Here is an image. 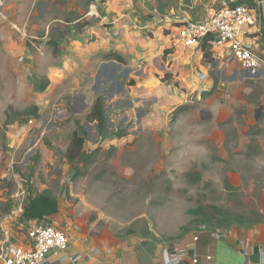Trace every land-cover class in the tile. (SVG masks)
<instances>
[{
    "label": "rangeland",
    "instance_id": "rangeland-1",
    "mask_svg": "<svg viewBox=\"0 0 264 264\" xmlns=\"http://www.w3.org/2000/svg\"><path fill=\"white\" fill-rule=\"evenodd\" d=\"M139 1L143 0H135V4L142 6ZM144 1L146 7L160 10H169L170 5L178 9L181 2ZM200 4L198 10L205 8ZM104 6L96 0H4L0 5V106H8L15 114L7 110L3 127L9 130L7 125L14 122L16 133H7V137L16 142L13 156L19 167L14 177L15 170L8 171L9 158L1 161L0 243L3 228L12 230L15 240L27 241L29 222L21 219L24 205L30 195L44 190L61 200V218L55 220H64L71 233L83 228L98 235H135L163 242L205 231L230 234L264 226V70L225 79L221 88L224 78L216 75L210 82L217 94H202L196 102L191 97L185 101L184 93L190 95L194 88L187 83L182 89L186 73L179 71V78L166 75L161 80L178 88H173L171 99L163 95L158 110L147 102H133L144 87L133 95H112L113 85L117 93L121 91V83L114 80L99 95L105 97L108 117L102 130L89 126L88 115L51 123V109L59 106L71 111L74 92L85 90L87 80L67 81L61 94L38 95L30 77L25 78V68H16L10 58L21 56L24 41L28 46H32L30 40L40 41L41 32L38 38L29 33L37 22L50 32L44 41L52 42L61 35L72 42L80 25L97 20L92 13H101ZM121 6V1H113L114 8ZM262 33L260 54L264 57V27ZM46 50L50 52V47ZM33 51L39 52L36 47ZM17 71L22 72L21 78L15 75ZM34 79L43 85L49 82L47 77ZM128 79L125 82L134 86L136 82ZM15 86L17 109L10 108ZM29 87L33 91L27 93ZM208 97L213 98L214 106L206 105ZM36 99L39 105H34ZM204 109L214 114L211 120L202 118ZM228 113L225 124H220ZM74 131L85 143L70 161L68 148ZM23 132L28 137L18 140ZM21 190L25 194L16 196Z\"/></svg>",
    "mask_w": 264,
    "mask_h": 264
},
{
    "label": "crops",
    "instance_id": "crops-1",
    "mask_svg": "<svg viewBox=\"0 0 264 264\" xmlns=\"http://www.w3.org/2000/svg\"><path fill=\"white\" fill-rule=\"evenodd\" d=\"M96 1L100 3L102 1L105 5L104 8L101 13H92L94 16L96 15V18L98 17L97 20L90 21L86 26L80 27V32L74 41L68 42L67 39H61L60 35L57 44L51 45L54 42L44 41L50 34L49 30L40 28L42 26L38 25L36 21L35 27L33 26L34 28L29 30V33L32 38H38V32H41L40 36L42 38L37 39L41 42L30 40L32 46H28L27 41H24L21 44L20 51L22 59L19 57V61L16 54H13L10 58L16 64V68H25V78L30 77L32 88L34 87V90L36 88L37 91L34 93L38 95L45 93L44 95L50 97L53 94H61V89L67 81H75L79 78L84 79V81L87 80L88 85L85 90L81 89L78 92H74L73 102L70 105L71 111L61 109L59 106L51 109L50 121L53 125L60 124L76 115H89L94 103L100 97V92L105 87L108 90L107 88L110 87V84H113L114 80L121 83V91L117 93L116 87L113 85L112 95L123 93L133 95L137 89H140L139 87H144L143 92L138 95V98L135 97L133 102H141V104L147 102L151 105V109L153 107V109L158 110L161 107L159 105L162 102L163 95L167 94L164 98L169 95L172 96L175 90L173 88L177 87L174 85L171 87L172 85L165 84L161 80L166 75L172 78H179L181 77L179 71L187 74L184 76V78L188 77L184 80V86L180 82L175 81L177 82L176 85L183 86L182 89L184 90L187 83L193 84V92L190 95L184 93L185 101L187 102L188 98L197 90L201 91V96L202 94L203 96H215L217 94L215 93L216 89L214 85L211 86L210 81L211 78L214 80L216 75L224 78L219 84V88H221L225 86V79L233 77L239 79L244 74L247 76L255 74L251 71L242 70L238 65L222 66L219 60L222 50L218 46L210 45V48L205 50L203 42L186 46L178 39L177 33L180 27L174 25L167 17L169 18V15L172 16L171 14L174 13L177 16H186L189 19L199 20L204 16L206 5L211 0L209 2L208 0H181L178 7L179 10L171 5L168 7L169 10H160L161 7L158 9L157 6L148 8L144 0L139 1L143 4L142 6H140V3H138L139 6L135 4V0H119L123 7L116 8L113 7L114 0ZM253 2L254 6H256V0H253ZM200 3L205 8L198 10L197 7L201 6ZM181 5L186 6L184 11ZM261 12L263 19L261 18ZM263 13L264 11H259L257 25L247 29V35L245 36L259 54L263 44ZM87 15L85 14L84 17L86 18ZM76 22L74 21V23ZM69 24H72V22H69ZM21 32L19 30L18 33ZM172 45H175V47ZM34 47L39 52L33 51ZM47 47H50V52L45 51ZM53 47L56 48L54 55L50 54L51 50H55ZM14 73L19 76L22 72L19 73L17 71ZM200 74L207 75V79L201 80ZM42 77H47L49 80L47 85H43L42 81L36 82L34 79H41ZM19 78L21 77L19 76ZM124 78H132L136 82L135 85L132 86V84L125 82ZM188 79L192 81H188ZM30 90L33 91L29 87L27 93ZM176 93H179L178 90ZM0 94H3L2 89H0ZM17 94L18 89L16 87L12 94L13 106L10 104V108L17 109L15 107L17 102L14 100V96ZM101 98L104 102L105 97L102 96ZM168 98L171 99V97ZM36 100L34 105H39L40 100ZM205 103L206 105L214 106L215 102L212 97H208L205 99ZM58 105L61 106V104ZM7 110L9 114L15 116L8 109V106L5 108L0 106V166L4 157L10 160L13 153H16L14 138L11 140L12 138L9 139L7 137V133L10 135L16 133V127L13 126L14 122L7 125L9 130L3 127L7 118L5 114ZM207 111L211 114V117L206 119L211 120L214 114L209 110ZM59 113H61V116ZM226 115V119L222 122L220 121V124H225L229 113ZM110 121L112 122L113 120ZM88 123L91 127H98L97 121H88ZM27 137L23 132L18 140ZM37 145L36 141L33 149ZM34 150L36 154V148ZM58 202L59 211L49 217L52 222H59L55 220L56 217L61 218V200L58 199ZM60 222H64V220L60 219ZM73 233L70 253L71 255H77L74 261L77 264H113L117 259L122 260L121 264H165L166 259L169 257L168 251L183 246L188 238L192 236L191 234L178 240L159 242L135 235L128 237L98 235L94 230L85 231L83 228L81 231ZM246 237L252 241V246L254 247L249 254L244 253V246L241 242ZM94 248L106 249L110 253L101 251L98 254H94ZM196 253L200 259L199 264H264V226L253 230L249 229V231L237 230L231 233L229 238L223 240L217 238L214 233L202 232L196 243ZM208 255L213 256L212 261L207 259ZM186 263H189V259L186 260ZM60 264H68V260Z\"/></svg>",
    "mask_w": 264,
    "mask_h": 264
},
{
    "label": "built area",
    "instance_id": "built-area-1",
    "mask_svg": "<svg viewBox=\"0 0 264 264\" xmlns=\"http://www.w3.org/2000/svg\"><path fill=\"white\" fill-rule=\"evenodd\" d=\"M4 0H0V5ZM259 11H264V0H256V6L248 3L234 4L232 0H211L206 6L204 16L201 19H189L186 16H177L172 13L170 20L177 27L179 26L178 39L186 46L208 40L213 46H218L222 50L219 57L222 66L230 67L238 65L244 71H251L255 74L261 73L264 69V57L261 56L247 41V29L253 28L258 23ZM264 14V13H263ZM261 12V17H262ZM201 80H206L207 75L200 74ZM191 100L202 99L201 91H195ZM29 123H32L30 120ZM18 147L15 148L17 151ZM27 158H29L27 156ZM14 156L8 162V171L13 172L19 168L15 164ZM16 170L13 172L15 177ZM4 178V176H2ZM25 194L21 190L18 195ZM26 227L27 241L14 239L11 230L3 228L2 241L0 243V264H60L68 260V264H77V255H71V245L73 234L65 227V222H45L31 220ZM230 234L217 233L219 239H227ZM199 240L198 234H193L188 238L183 246L174 250H169V257L165 264H199L200 259L196 253V243ZM241 240V239H239ZM244 246V253L249 254L254 247L252 241L246 237L241 240ZM101 251L110 253L106 249L94 248L93 253ZM209 261L213 256L208 255ZM122 260L117 259L113 264H121Z\"/></svg>",
    "mask_w": 264,
    "mask_h": 264
},
{
    "label": "trees",
    "instance_id": "trees-1",
    "mask_svg": "<svg viewBox=\"0 0 264 264\" xmlns=\"http://www.w3.org/2000/svg\"><path fill=\"white\" fill-rule=\"evenodd\" d=\"M234 4L248 3L254 6L253 0H236ZM88 23L80 25V27L86 26ZM58 38H53L51 41L57 44ZM208 40H204L203 46L207 50L210 48ZM208 53V52H207ZM105 104L103 99L99 97L94 103L91 113L87 116L89 122L97 121L99 128L102 130L107 122V116L105 114ZM85 139L79 135L77 131L74 132L71 145L68 148V158L73 161L80 154L84 147ZM59 211L58 198L53 195L50 190H44L36 195H30L24 205L23 214L21 216L22 221H45L49 222V217L56 214Z\"/></svg>",
    "mask_w": 264,
    "mask_h": 264
},
{
    "label": "water",
    "instance_id": "water-1",
    "mask_svg": "<svg viewBox=\"0 0 264 264\" xmlns=\"http://www.w3.org/2000/svg\"><path fill=\"white\" fill-rule=\"evenodd\" d=\"M263 110V106H261V108L258 110L257 114H256V118H258L259 114L261 113V111ZM208 114L205 116V114ZM201 116L203 119H206V118H210L211 117V114L207 111V110H202L201 112Z\"/></svg>",
    "mask_w": 264,
    "mask_h": 264
}]
</instances>
